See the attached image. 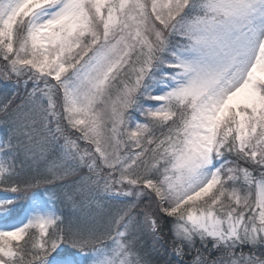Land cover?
<instances>
[{
  "label": "snow or ice",
  "instance_id": "obj_1",
  "mask_svg": "<svg viewBox=\"0 0 264 264\" xmlns=\"http://www.w3.org/2000/svg\"><path fill=\"white\" fill-rule=\"evenodd\" d=\"M0 264H264V0H0Z\"/></svg>",
  "mask_w": 264,
  "mask_h": 264
},
{
  "label": "trees",
  "instance_id": "obj_2",
  "mask_svg": "<svg viewBox=\"0 0 264 264\" xmlns=\"http://www.w3.org/2000/svg\"><path fill=\"white\" fill-rule=\"evenodd\" d=\"M0 195H2V194H0Z\"/></svg>",
  "mask_w": 264,
  "mask_h": 264
}]
</instances>
